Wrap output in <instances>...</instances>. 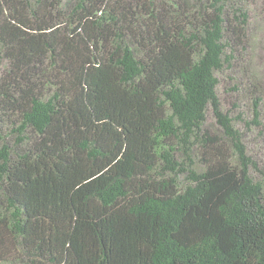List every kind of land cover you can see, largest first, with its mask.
I'll use <instances>...</instances> for the list:
<instances>
[{"label": "trees", "instance_id": "trees-1", "mask_svg": "<svg viewBox=\"0 0 264 264\" xmlns=\"http://www.w3.org/2000/svg\"><path fill=\"white\" fill-rule=\"evenodd\" d=\"M255 1L0 0V263L264 264Z\"/></svg>", "mask_w": 264, "mask_h": 264}, {"label": "rangeland", "instance_id": "rangeland-1", "mask_svg": "<svg viewBox=\"0 0 264 264\" xmlns=\"http://www.w3.org/2000/svg\"><path fill=\"white\" fill-rule=\"evenodd\" d=\"M264 0H256L254 6L251 8V22H250V34L253 37V55L250 60V65H246V71L250 74L257 75L261 83H264ZM247 74V76H249ZM232 75V74H231ZM235 76V75H234ZM221 81L218 85V92L222 101V108L224 111L230 112L234 117L240 112L247 114L248 112V96L242 91L240 93L233 89V84H230L228 75L222 73L218 76ZM238 78L244 79L243 75L237 76ZM264 85V84H263ZM247 89V87H243ZM234 90V91H233ZM235 105V107L232 105ZM251 109H249L250 114ZM208 125L210 128L217 131V125L215 121L210 118L208 120ZM244 134V141L247 143L248 152L254 156L256 161L260 164L264 163V137L258 135V131H245L243 125H236ZM261 159V162L258 160ZM264 167V165H261ZM0 264H6L1 262ZM9 264H19L18 262L11 261Z\"/></svg>", "mask_w": 264, "mask_h": 264}]
</instances>
